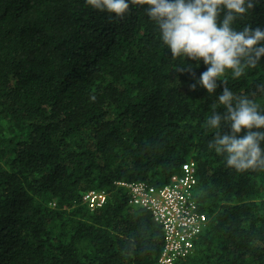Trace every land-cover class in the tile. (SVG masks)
<instances>
[{
  "label": "trees",
  "instance_id": "trees-1",
  "mask_svg": "<svg viewBox=\"0 0 264 264\" xmlns=\"http://www.w3.org/2000/svg\"><path fill=\"white\" fill-rule=\"evenodd\" d=\"M147 7L116 18L86 0H0V264H157L161 227L116 182L161 187L190 160L207 223L174 264H264V170L208 147L230 130L206 127L223 86L190 89L209 66L172 57ZM245 25L264 28V0L233 27ZM188 65L195 79L176 71ZM218 79L264 107L251 95L264 56Z\"/></svg>",
  "mask_w": 264,
  "mask_h": 264
},
{
  "label": "clouds",
  "instance_id": "clouds-1",
  "mask_svg": "<svg viewBox=\"0 0 264 264\" xmlns=\"http://www.w3.org/2000/svg\"><path fill=\"white\" fill-rule=\"evenodd\" d=\"M87 4L101 12L122 18L130 13L132 4H146L150 19L155 21L162 42L170 49L172 57L184 56L197 63L208 65L199 79L190 85L195 90L202 86L211 95L223 86L218 96L225 108L223 113L213 112L206 127L219 129L226 125L230 130L217 132L209 143L217 154L226 155V164L237 171L264 170V107L246 95H235L226 81L218 78L231 70L233 78L241 77L246 69L254 68L264 56V28L245 25L242 30L233 27L237 19H243L256 0H86ZM221 13L223 18L219 20ZM189 72L195 79L192 65L177 68ZM221 84H217V81ZM264 94V82L251 95ZM242 129L244 135L239 136ZM192 161V160H190Z\"/></svg>",
  "mask_w": 264,
  "mask_h": 264
},
{
  "label": "built area",
  "instance_id": "built-area-1",
  "mask_svg": "<svg viewBox=\"0 0 264 264\" xmlns=\"http://www.w3.org/2000/svg\"><path fill=\"white\" fill-rule=\"evenodd\" d=\"M195 164L187 161L173 174L168 184L155 187L143 181H119L126 189L128 204L145 209L162 230V246L157 264H174L193 252L194 242L205 229L207 218L193 199ZM83 202L90 210L103 205L105 195L89 191Z\"/></svg>",
  "mask_w": 264,
  "mask_h": 264
}]
</instances>
